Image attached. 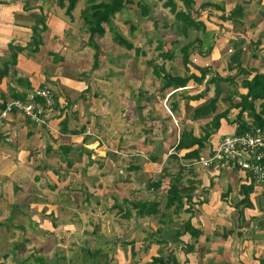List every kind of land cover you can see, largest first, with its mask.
Wrapping results in <instances>:
<instances>
[{
    "label": "crops",
    "instance_id": "0c3cea01",
    "mask_svg": "<svg viewBox=\"0 0 264 264\" xmlns=\"http://www.w3.org/2000/svg\"><path fill=\"white\" fill-rule=\"evenodd\" d=\"M79 1L67 15L68 0H0V74L4 73L0 75V234L3 239L8 236L9 241L8 246H0V264H29L30 260L43 264V257L30 258L27 254L34 249L51 250V246L42 244L46 236L57 239L50 261L60 264L59 252H69L67 238L83 233L85 222L92 227L88 234L104 237L98 228L105 227L107 214L113 220L126 218L133 223L130 244H123L119 238L120 251L130 252L137 259L139 252H148L149 241L157 243V254L149 256L147 264L161 253H171L180 264H264V183L253 182L246 172L233 166L204 167L198 162L225 134L235 133L238 109L231 104L238 103L247 92L242 80L254 74L238 72L237 62L241 68L264 73V0H194L191 14L196 17L199 10L197 20L204 24L208 38L202 30H195L191 39H185L192 33L190 27L183 32L180 22H160L166 29H178V36L155 41L157 48L161 44L158 52L172 54L165 59L158 55L163 59L158 68L180 77H200L198 68H206L201 81L190 79L183 87L164 90L162 79L153 71V65H157L151 61L154 56H142L141 49L131 54L125 48L127 53H123L124 47L113 41L107 51L102 52L99 46L102 53L97 67L84 72V56L93 60L94 50L88 45L89 33L77 14ZM207 1L222 6L224 12L199 9ZM176 4L178 10H185L180 0ZM236 4L243 7L242 12L233 19L221 20L222 14L227 16ZM139 5L140 12L148 8ZM127 7L128 3L121 11ZM40 14L47 26L41 33L42 44L33 56L27 49L14 53L10 46H26ZM170 17L174 19V14ZM106 26L103 24L105 33ZM131 28L132 34L139 36L138 26ZM195 39L201 41H195L184 64L180 48ZM94 41L99 45L96 35ZM172 42L180 44V55L162 51V45L165 48ZM206 43L211 46L209 53L202 52ZM195 51L206 56L199 67L194 66ZM124 55L129 57L123 59ZM145 67L149 68L146 72ZM215 76L228 80L210 82ZM36 87L50 88L56 99L45 123L35 124L17 111L1 116L5 101ZM216 88L220 94L215 111L194 118V110L207 104ZM260 102L255 101L256 110ZM226 109L219 128L198 149L197 158L184 157L197 149V144L175 149L182 131L199 138L213 116ZM244 117L249 118L246 113ZM177 180V187L183 190V207L165 208L167 190ZM43 182L49 192L42 187ZM76 192H82L86 202L82 208L74 202ZM88 200H94L95 209L90 207L88 211ZM139 200L157 201L158 213L137 215L128 202ZM80 208L82 214L78 215L76 210ZM96 211L99 214L95 216ZM187 220L200 231L196 239L189 233L176 236ZM139 232L145 233L143 248L133 238ZM187 244L192 250L185 253ZM77 249H82L81 244ZM102 249H85L90 257L86 262L98 264L91 258L96 253L104 255Z\"/></svg>",
    "mask_w": 264,
    "mask_h": 264
},
{
    "label": "trees",
    "instance_id": "16d2710c",
    "mask_svg": "<svg viewBox=\"0 0 264 264\" xmlns=\"http://www.w3.org/2000/svg\"><path fill=\"white\" fill-rule=\"evenodd\" d=\"M77 0H68V4L66 5L65 12L67 15L71 14L72 9L74 8ZM163 1L162 5L163 7H166L169 9V11L174 14L175 21L177 23L182 24V30L183 32L186 31L187 28H193L194 30H202L203 35L205 38H208L210 35L205 30L204 24L197 20L196 17H193L191 12L193 11V5L194 0H180L185 8V10L177 9V4L175 0H159ZM128 2V0H86V7L81 11V19L83 24L86 26V30L89 33L88 38V45L94 50L93 54V67L96 68L99 62V55L102 53L99 45L94 41V36H103L105 33V28L103 27V24L108 25V29L112 33V40L126 48L127 50H134V52L137 54L140 52V48L137 46H134L133 43H131L124 35L119 33L116 30V27L112 25V18L113 16L120 12L125 4ZM60 5H62L61 2H59ZM214 8L219 9L224 12V8L222 6L217 5L215 3H212L210 1L203 2L200 4V9L202 8ZM242 6L240 4H236L228 13L227 16H221L222 19L225 18V20L233 19L237 15L242 12ZM149 9L144 8L142 11V15L146 16L148 15ZM47 28L45 21H44V15H39L36 19L35 25L32 26V36L30 41L26 44L25 47L21 46H10L15 49L14 53L20 52L24 49H27L28 52L34 53L38 50L39 45L42 44V37L41 33ZM132 29V28H131ZM134 29V28H133ZM195 41H201L200 39H195L193 42H190L180 48V51L182 53V60L184 64L188 62V56L190 54V50L193 47ZM199 43V47L202 48L203 44L201 42ZM161 50V44H158V48ZM211 50V46L206 43V48L204 49L203 53H209ZM161 58H171L172 54L169 52H159L158 54ZM15 57V56H14ZM12 57V62L15 61ZM240 62H237V69L238 72H242L245 75H250L252 72L254 74L250 79L247 77L242 80L241 85L244 88H247V92L244 95L240 96V101L236 104H231L232 107L237 108L238 112L235 116L234 122L236 123V130L235 134L242 133L244 130H247L250 125L252 124H261L264 120V73L259 72L256 69H246L241 68ZM159 66L153 65V71L154 74L162 79V90L167 89L168 87L178 88L183 87L186 85V83L190 79H194L196 81H201L203 79V76L206 72V68H198L201 72L200 77H196L194 74L186 75L185 77L175 76L171 75L165 70ZM4 73H1L0 75L3 76ZM0 76V77H1ZM228 80V78H222L215 76L213 79L211 78L209 81H225ZM219 90H215V95L212 99L209 100V102L205 105H202L200 107H197L193 112V117L197 118L199 116L207 115L210 112H214L216 107L215 104L219 97ZM21 95H14L13 98H23ZM55 97V96H54ZM260 100L259 109L256 110L255 108V101ZM4 109V108H3ZM14 111V110H13ZM227 109L219 114H215L213 118L211 119L210 124H208L205 128L204 135L200 136L199 138L194 137L190 131H182L180 138L178 140V143L175 146L176 150H181L183 148H189L193 145L197 144L198 148L195 150H191L187 153H185L184 157H198V149L203 147V142L206 141V139L209 137L210 133L213 130H217L219 128V121L221 118L225 117L227 114ZM244 113L247 114L249 117L247 120L244 117ZM62 149H65V147H62ZM70 147H67V150H70ZM178 180L176 181V184L172 182V185H170V188L167 190V200L165 204V208H170L172 205L175 206L176 210L182 209V197H183V190L179 189L177 187ZM156 186H159V183L155 184ZM132 208L136 210V214L140 216L144 215H154L158 213V202H149L146 200H139V201H133L128 202ZM189 211V209H187ZM183 231L178 230L176 232L177 238L182 235V233H189L190 237L192 239H196L200 231L191 224L189 220L183 223L182 225ZM184 251L185 253L192 250V245L187 244ZM87 255L89 256L88 252ZM105 257V256H104ZM105 262L108 264V258L105 257ZM148 264H180L174 256L170 253L167 256L160 255L159 257H154L152 261ZM185 264V263H183Z\"/></svg>",
    "mask_w": 264,
    "mask_h": 264
},
{
    "label": "rangeland",
    "instance_id": "374dc122",
    "mask_svg": "<svg viewBox=\"0 0 264 264\" xmlns=\"http://www.w3.org/2000/svg\"><path fill=\"white\" fill-rule=\"evenodd\" d=\"M175 1L177 2L178 0H175ZM127 3H128V7L125 10L121 11V13H119L115 17L116 18L115 20H112V25L116 27V30L119 33H121L122 35H126L129 39H131V41L134 42L133 44L135 46L139 45V48L143 52V54H141L142 56H149V55L154 56V58L152 57L151 61H154L155 62L154 64H157L158 66H162V65H160V63H162L163 59L159 60V56H158L159 52L157 51V45H155V41H157L158 39H163V38H166L167 40H172L173 38H176V36H178V34L176 35V32H178V29L175 31V28H173V26L170 29H166V27L161 26V24L159 25V23L164 21V20H166L167 22L168 21L176 22L175 18L173 19L172 17H170V14H172V13L169 11L167 12V10L162 7L161 2L159 0H130V2H127ZM139 3L148 7V9H149L148 15H146V16L142 15V12H140L141 7H140ZM77 4H78L79 8L81 7L77 12L79 17L81 18L80 13H81V10H83L82 7L85 6V0H80ZM180 7H182V6L180 5ZM199 9H200V6H199ZM202 9H205V8H202ZM198 11L199 10H197L196 14H194V16H196V18L199 16ZM222 15L225 17L224 14H222ZM244 16H245V13H244ZM221 20H225V18L224 19L221 18ZM80 22H82V21H80ZM115 23L117 26L114 25ZM132 25L138 26L140 31H136V32L139 34V36H137V35L134 36L132 34L133 33L132 32L133 29H131ZM191 31H192V33L190 35H186L185 39H191L194 36L195 30L193 28H191ZM198 31H200V30H198ZM100 37H102V36L96 35L97 42H99V46L101 47L102 52L109 50L110 46L113 45L114 41L112 40V33L108 29V26H106L105 37H102V38H100ZM148 39H151V42H148L147 41ZM180 41H181V43L185 42V40H180ZM179 46H180V44H177L176 42L175 43L172 42L169 45H165V48L162 45V51H164V50L171 51L173 54L176 53L177 55H180L181 53L179 51ZM122 50H123V53H127L126 52L127 50L125 48H123ZM132 51L133 50H130L131 54L133 53ZM190 52H191V50H190ZM202 52H204V50H202ZM112 53H114V51ZM193 55H195L194 61H195L196 65L193 64L195 67H199V65H202L205 62L206 56L202 55V53L195 51V53ZM30 56H33L32 53L30 54ZM86 57L87 56H84V63L82 62L83 63L82 67L84 68L85 73L86 72L90 73V71H92L94 69L93 66H90V62L93 60H91L92 57L90 59L86 58ZM124 57H129V56L124 55L123 59H124ZM147 65L149 67L148 63H147ZM52 69L54 70L55 67H53ZM146 70H149V68L145 67V72H146ZM76 74H78V71H76ZM75 77H79V76L76 75ZM169 113L171 114V112H169ZM261 184H263V183H261ZM42 187H45L47 189L44 182H43ZM49 190L50 189H47L48 192H49ZM44 191H45V189H44ZM81 194H82V192H81ZM81 194L80 193L78 194L76 192L77 196H75L74 202L77 206L82 205L81 206V208H82L85 205L83 203H86V202H85L84 198L81 196ZM78 197H81L83 199V202L79 203L80 199ZM261 203H263V202L261 201ZM87 204H89V206L87 205L88 211H89L90 207L95 209L96 205H95L94 200L93 201L88 200ZM81 208L76 210L78 215L82 214ZM108 208L110 209V207H108ZM112 211H114V210H112ZM93 214L96 216L99 213H98V211H96ZM234 214H236V212ZM107 216H108L107 222L104 221L105 227L102 228L101 230L98 228V230L101 232L102 235H104V237L102 236L99 238L95 235L88 234L92 230V227H90L89 224L87 222H85L84 223V229H82L83 233H80V232L78 234L75 233L76 236H74L73 238H70V239L67 238V242H66L65 246L69 245V247H70L68 249L69 252H61V253L59 252V255L57 256V258L60 260V264H81V263H85L90 258V257H88L85 249H89L90 251H93V250H98V249L103 248L102 250L105 252L104 255L102 254L99 256V254L96 253L95 258H91V261H94V259L97 260L98 264H104L105 257L111 259V264H147V262L150 260L149 256H151L153 254H157L154 251V250H156L154 247L157 248L158 245H156L157 243L154 244V242L152 240L149 241V243H148V245H149L148 252H139L137 254L139 257H137V259H135L132 254H131L132 255L131 256L130 252H126L125 250L120 251L117 248L118 246L122 247V243L120 242L121 240H119V238L123 239V244H130V242L128 240L131 239V235H129V234L132 233L131 228L133 226V223L131 225L130 220H128L126 218H121L122 221H118L116 219H114V220L111 219L113 216L110 214H107ZM235 217H237V215H235ZM239 217H240V221L243 223V218L240 214H239ZM236 222L237 221L235 219L234 224ZM238 222H239V220H238ZM244 223H246V219L244 220ZM90 228H91V230H90ZM153 229H155V228L153 227ZM135 233H136V231H135ZM144 234L145 233H140L136 236L134 235V237H133L135 240V244L138 247H140L141 245L144 246V244L141 242ZM113 235H115V236H113ZM117 236H121V237H117ZM14 237L15 236H13L12 239H14ZM20 239H22V237H20ZM81 240H83V241H81ZM7 242H9L8 236L4 237V239H3V235L0 234V246H8ZM42 242H43L42 244H44L46 247L51 246V250H45L44 249L45 251L42 250L43 252H40L41 249H34L32 252H29L27 255L30 256V258L37 257V259H39L40 257H43L42 258V260L44 261L43 264H51L52 261H50V260H52V257L54 256V250H55L54 244H57V239L55 237H52V236L51 237L46 236L43 238ZM12 244L16 245V244H14V242ZM79 244H81V248H82L81 250L77 249ZM110 246H111V248L109 249L108 247H110ZM71 247H74V248H71ZM140 248H143V247H140ZM93 254H95V253H93ZM161 254H163V253H161ZM15 255L19 256L20 254H15ZM24 255L25 254L20 255V256H24ZM0 261H1V258H0ZM33 261H35V260H33ZM29 264H39V262H36V261L32 262V260H30ZM86 264H89V263L86 262ZM92 264H97V263L94 262Z\"/></svg>",
    "mask_w": 264,
    "mask_h": 264
},
{
    "label": "built area",
    "instance_id": "2783aa9c",
    "mask_svg": "<svg viewBox=\"0 0 264 264\" xmlns=\"http://www.w3.org/2000/svg\"><path fill=\"white\" fill-rule=\"evenodd\" d=\"M55 105L56 99L50 88L36 87L23 98L5 101L1 116L14 110L35 124H43L46 113ZM198 162L204 167L233 166L246 172L253 182L264 183V120L261 124L250 125L242 133L225 134Z\"/></svg>",
    "mask_w": 264,
    "mask_h": 264
}]
</instances>
